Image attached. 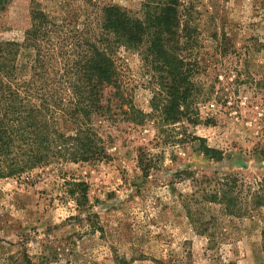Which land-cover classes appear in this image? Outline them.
I'll return each mask as SVG.
<instances>
[{"label":"rangeland","instance_id":"obj_1","mask_svg":"<svg viewBox=\"0 0 264 264\" xmlns=\"http://www.w3.org/2000/svg\"><path fill=\"white\" fill-rule=\"evenodd\" d=\"M40 1L68 30L96 23L108 5L141 16L145 2ZM31 3L0 8V41L24 40ZM181 4L185 55L199 64L197 115L163 121L153 109L160 71L119 49L126 102L120 122L104 125L110 158L39 169L30 183L0 179V264H264V0ZM63 175L89 183L90 219L65 195ZM225 192L232 210L212 201Z\"/></svg>","mask_w":264,"mask_h":264},{"label":"trees","instance_id":"obj_2","mask_svg":"<svg viewBox=\"0 0 264 264\" xmlns=\"http://www.w3.org/2000/svg\"><path fill=\"white\" fill-rule=\"evenodd\" d=\"M8 1L0 0V8ZM181 2L145 0L141 16L108 5L96 23L79 27L70 22L68 30L40 0H32V24L24 40L0 41V179L30 183L39 169L53 167L62 173L68 164L110 158L108 145L114 139L104 125H117L125 111L115 59L123 47L146 54L160 71L161 90L153 98V109L163 121L197 115L194 82L199 64L185 55L190 37ZM205 152L213 157L217 153L209 147ZM62 178L65 195L90 219L89 183ZM212 201L227 202L226 209L232 210L226 192ZM256 202L264 206V179Z\"/></svg>","mask_w":264,"mask_h":264}]
</instances>
